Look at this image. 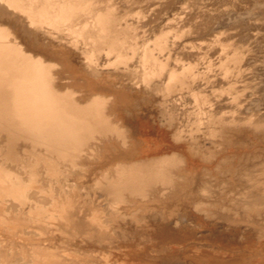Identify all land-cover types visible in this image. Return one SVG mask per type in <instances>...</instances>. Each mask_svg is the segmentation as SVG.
<instances>
[{
  "label": "rangeland",
  "instance_id": "rangeland-1",
  "mask_svg": "<svg viewBox=\"0 0 264 264\" xmlns=\"http://www.w3.org/2000/svg\"><path fill=\"white\" fill-rule=\"evenodd\" d=\"M106 6L112 7L113 11L122 17V26L129 27L132 33V41L137 45L135 51L127 50L129 60L125 64L118 63L116 56L105 50L101 52L102 54H92L89 44L83 42L82 38L67 32L57 33L60 35V38L56 39V42L55 39L53 40V38L49 36V38H42L44 45L41 47L44 48V50L42 48L39 49V47L34 48L31 41L25 35H22L8 19L0 18V29L7 33V41L18 46L25 54L40 60L46 67L48 66L53 78L52 84L60 93L68 94V96L71 95L79 104L84 102V106L87 100H100L104 105L103 112L107 115L108 126L113 127L114 132L108 136L109 139L113 138V141L109 140V143L110 145L113 144L114 147L116 146V149L111 145V149L108 150L109 144L107 143L108 145L104 146L105 148L102 146L96 151L92 149L94 151L91 150L93 152V157L91 156L92 152H90V150L84 152L85 155L90 152V156L86 155L88 156V161L86 160L87 157L84 156L86 162L83 160L85 163H82V165L87 164L81 167L80 164L82 161H79L80 167L78 165L75 169L72 168L79 176L70 171L74 175L70 174L71 178L68 180L65 179V182L67 180L66 183H69L68 186L79 184V187L78 185L77 187L81 189H77L76 186L75 188L70 186L68 190H70L69 188L79 190L77 191L78 194H80L79 192L81 191L83 192L82 194H84V192L85 194L91 193L87 197L90 196L89 198L94 202L89 200V204H91L92 201L93 205L100 206L102 209L105 206H109L107 204L110 203V201L108 198H105L107 197L106 195H103L105 194L103 190L101 192L97 190L99 186L102 187L99 183H101L100 181L103 177L101 178L100 176H104L103 174H110L112 172L110 170L108 174L104 172H107L108 168L113 169V167L118 164V160L124 159L126 150L131 154H134L136 151V153L139 154L142 153V151L147 152L146 149H149V147L151 150L155 147L154 150L157 152H159V150L162 152V150L166 149L167 152L166 150L165 152L167 155H173L175 152L176 154L185 155L188 148L191 147L196 148V151H200L201 149V152L206 153V156H212L210 157V162L206 161L208 163L201 161L200 158L187 156L186 162L190 166H188L186 162L183 164L187 168H195L194 173H192L193 178H201L199 180L204 179L202 180L203 182L197 181V183H191V181L189 184L194 187H192L193 190L196 191L194 194L198 193V195H201L200 198H196L198 204L199 200H201L199 208H203L204 206L206 210L208 209L212 212V215H206V212V214L202 212V215V213L198 212L199 210L193 209L191 205H186L184 202L181 203L182 201H180V204L178 202L176 204L174 200L168 201L164 199L163 201L156 200L155 204V200H150L152 204L150 201L149 203L147 202V204L151 208H154L151 209L148 206L145 208L146 211L144 209L141 211V209L132 207V209H130L129 206H131V204H129V202V206L125 208L126 205L123 202V205L121 203L122 207L118 205V207L120 206L119 209H121H118L120 218L117 217L118 219L114 222L116 225L113 223L112 227H110L111 230L109 231L113 232H109L110 235L108 233L105 235L101 234V237L105 239L107 235H109L106 242L104 241L105 239L103 240L101 237L97 238L99 234L97 226H91L93 232L98 233L94 235L91 229L88 231L89 226L81 229V233H73L72 230L68 229V231L66 229L58 231L60 229L57 228L56 225L54 228V225H49V227L52 226V229L48 228L49 233H42L39 237H33L34 235L27 236L25 242L22 243L25 237L21 236V238H19V236L17 239L9 237L0 225L1 252L6 253V251H8L9 254L12 253L16 256V254L18 255L19 253L28 254L31 252L32 248L37 249L39 247L43 251H46V253L57 257V259L64 264H78L81 258L85 259L84 261H80L81 264H105V262L106 264H263L264 208H261V206V211L258 208V211L256 210L255 212H249L248 208H245L246 210H243V208L247 207L245 206L248 203L246 201L250 200L249 197H246V193L248 192L250 194L251 191H255V188L261 185L264 187V131H262L264 128L261 129V131H256V125L263 124L264 126V0H105L103 7ZM57 34L54 35L57 36ZM162 37H164L165 40L168 39L170 49L166 50V53L160 54V51L156 50V44ZM47 38L48 40L46 41ZM55 38H58V36ZM64 38L67 40H64ZM61 39L64 40V43L58 42V40L62 41ZM50 41L52 42L50 44H54L53 46L49 44ZM55 43H57V45H63H61V47L57 46ZM55 45L57 47H55ZM75 49L78 52L81 50V52L78 54L77 51L75 52ZM144 49L152 51L158 62L166 67V72L174 68L173 63H176L175 68L176 70L179 69L177 71L179 73L186 70L193 72L194 80H192L194 82L191 81L190 84L193 82L191 86L189 84L188 88L190 89H186L185 87L181 89L180 87L172 92L167 91L166 86L162 88V83H159L164 80V78L160 80L161 78L159 77L161 75L155 76L150 81L151 83L154 81V84L155 81H158L157 88L155 86L156 84L154 85L153 83L155 87L153 85V87L150 86L151 83L143 79L142 73L144 66L138 64L140 63V61L138 62V60H140L139 54H141ZM236 55L238 61L233 62L231 59ZM78 56L82 58L83 62ZM100 56H107V59L104 57L99 58ZM227 60H230L229 66L231 71V73L229 71L228 74L225 71L222 73L224 68L221 66ZM84 61H86V65L83 64L85 63ZM87 62H89L91 66H87ZM179 65L180 67L177 68L176 66ZM123 68L125 69L124 73L126 72V74L123 75L124 77L121 76L123 74ZM102 71L106 72L103 73ZM116 72H119V74ZM115 76L118 77L116 78ZM163 82H165V80ZM108 83H112V85L106 88V84ZM158 84L161 86L159 85L160 87H158ZM155 88L159 90V93ZM187 90L189 91V95H187L188 93L186 94ZM154 93L156 95H154ZM119 94H125L124 99L127 98L124 102L127 101L128 103L124 104V102L118 100L117 95ZM195 96L208 98L210 102L213 101L214 103L211 102L207 104V102L204 106L205 112L210 113L213 111L215 114L211 112L208 116L206 115L207 113H199V106L195 104L196 102L193 103L196 100ZM166 100L167 103H165ZM162 103H165V105ZM195 107L197 109H195ZM198 113L201 116H198ZM205 115L208 116L207 119L209 117L210 119L211 117L214 118L215 116L217 121H225V125H229L227 130H225L226 132L228 131V133H226V135L224 133V137L226 136L228 140L230 139L228 142L221 137L223 134L220 136L221 131L217 134L220 137L211 135V126L217 129L220 125L217 127V123H214L215 126H213V124H208L211 121H208L210 119L207 120ZM170 122L173 124L172 126ZM168 124L171 128L167 127ZM209 125L210 127H208ZM229 127L233 129L230 130ZM208 129L211 130L209 131ZM175 133H178L176 134L179 137L178 140L173 139L175 138L174 136H176L174 135ZM161 139L164 141L161 142ZM157 141H160L161 143H159L162 145H158L159 143L156 144ZM23 142L24 141L18 142V145H21V148L18 146L19 150L28 145L27 142L25 145L22 144ZM186 143L188 145H186ZM191 143H194L193 146ZM130 145L134 148L133 150L131 149L132 151L127 149ZM134 146H136V148ZM137 146H139V151ZM156 146L159 148L163 146L162 150L161 148L157 150ZM142 147H146V149H142ZM101 148H103V150ZM140 148L142 149L141 151ZM42 149H45L44 151L46 152L44 153L46 154V148H39L40 152L43 153ZM26 150L24 149L23 151L22 149L20 151L26 154ZM154 150L152 153L148 151V154L156 152ZM130 153L128 154L130 155ZM162 153L159 154L162 155ZM25 154L23 153L22 155L24 156ZM166 154L164 153L163 155ZM187 154L188 152L186 155ZM84 157L82 159H84ZM224 157L232 159L243 168H248V170L251 171L249 172L251 173L250 177H254L251 181L254 179L258 181H248V184L246 181L249 178H246L247 180L245 179L243 183L244 180H239L236 174L233 175L227 172L218 173L217 176L215 167H217L221 161L226 160ZM202 163L203 165H201ZM245 164L249 166L247 167ZM206 172H208V174H206ZM209 172L213 173L209 174ZM231 175L234 176V179L235 177L237 178L234 180ZM69 176L66 178H69ZM74 176H78V180H76ZM72 178L76 180L75 183H78L74 184V179ZM230 179H233L232 182H230ZM236 180L238 182H236ZM258 182L261 184H258ZM96 183H98L99 186L96 185ZM246 183L248 185H246ZM253 186L254 189H251ZM249 194H247V196H249ZM83 196L84 195L79 197H82L85 202H88L89 198L86 197V200ZM243 197H246V199H243ZM217 198L220 199L218 200ZM12 200L13 199H11V202H13ZM79 200L80 199H78V201ZM81 200L79 201L80 207L81 204H84L81 203ZM165 200H167L168 204L164 203L166 202ZM157 201L159 203L163 202L164 204L162 205V203H160V207ZM243 202L246 203L242 204ZM169 204L171 206H169ZM157 205L160 210H163V207H165L164 211L161 210L163 213L157 210L159 209ZM104 209H106V207ZM147 209L151 210L147 211ZM84 210L78 213L79 216L84 215V213L86 216L88 212ZM245 211L247 213L249 212L251 216ZM159 215L161 217L164 216L163 219ZM87 216L85 218H88ZM207 216H209L210 219ZM166 219L169 220L167 221ZM249 219H251V221ZM171 220L173 221L171 222ZM118 227L122 228V230ZM260 228L263 229L260 230ZM162 231L163 233H161ZM76 234H79L77 238ZM260 236L262 238H260ZM45 237L46 240L44 239ZM26 240L29 243H26ZM100 241H102V243ZM92 242H94V244ZM78 256H81V258ZM76 257L80 260L78 261Z\"/></svg>",
  "mask_w": 264,
  "mask_h": 264
},
{
  "label": "bare ground",
  "instance_id": "bare-ground-1",
  "mask_svg": "<svg viewBox=\"0 0 264 264\" xmlns=\"http://www.w3.org/2000/svg\"><path fill=\"white\" fill-rule=\"evenodd\" d=\"M104 2H105V0H0V18L1 19L5 18L6 20L8 19L11 22V24L15 28H17L20 33H22V35H25L31 41L34 48H36V47H39V49L42 48L41 46L44 45V43H43L44 41L42 38L45 39L46 37L49 36V37H52L53 40L55 39V42H56L57 41L56 39L60 38V35H58L57 33L67 32L71 35L82 38L83 42L89 44L91 47V53L92 54H100L102 51L105 50L108 53L114 54L116 56V60L118 63L120 62L121 64L122 63L125 64L129 60V54H128L127 50L135 51L137 45L135 44V42L132 41L133 40V38H131L132 33L129 30V27L128 26H122V24H121V18L122 17L117 15L113 11L112 7H108V6L103 7ZM54 34H57L58 38H55L57 36ZM48 38L46 39V41L48 40ZM50 40H52V39H50ZM64 40H67V39L64 38ZM64 40H62V41L58 40V42L64 43L63 42ZM50 43H52V42L50 41L49 44ZM57 43H55V44L57 45ZM168 43H169L168 39L165 40V38L162 37L156 44V50H159L160 54L164 53V52L166 53V50L170 49L169 48L170 45ZM46 45H47V43H46ZM50 45L53 46L54 44H50ZM56 45H55V47L61 46L63 44H61V45L58 44L57 46ZM42 49L44 50V48H42ZM37 50H38V48H37ZM183 50H184V47H183ZM76 51L77 50L75 49V52ZM49 52H50V50H49ZM75 52H74V54H75ZM79 52H81V50ZM79 52H78V54H79ZM80 54H82V53H80ZM75 55L77 56V54H75ZM102 57H104V56H102ZM102 57L100 56L99 58H102ZM139 57H140L139 58L140 60H138V62L140 61V63H138V64H140L141 66H144V70L142 73L143 79L146 82H150L155 76L161 75L159 77V78H161L160 80H162L164 78L165 82H163L164 80H162V82L159 80L160 81L159 83L160 84L162 83V88L164 86H166L167 91L172 92V91H174L180 87H181V89H183L184 87L187 89L189 84L191 83V81L194 80L193 79L194 78L193 72H191L190 70H186V71L180 72V73L177 72L179 69L176 70V68H175L176 63H173V65H174L173 69L166 72V67L163 64L158 62L155 55L149 49H144L143 52H141V54H139ZM104 58L107 59V56ZM104 58H103V60H104ZM79 59L82 60L81 57H79ZM65 60H67V59H65ZM231 60L233 62H237L238 61L237 55ZM229 61L227 60L226 62H224L221 65L224 68V70H222L223 68L221 69L222 73H223V71H225L227 74L229 73V71H230V66H229L230 62ZM82 62H83V60H82ZM82 62H81V64H82ZM84 62L85 63H83V64L86 65V61H84ZM65 63H67V62H65ZM87 63H88L87 66L88 65L91 66V64L89 62H87ZM90 66H89V68H90ZM176 67L179 68L180 65L176 66ZM184 68H180V69H184ZM91 69H92V67H91ZM120 70H119V72H120ZM124 70L125 69L123 68V74L122 75L120 74L121 76L126 74V72L124 73ZM174 70H176V71H174ZM105 72H103V73H105ZM114 72H113V74H114ZM119 72L118 73L116 72V73L119 74ZM121 73H122V70H121ZM230 73H231V71H230ZM153 82L154 81H152V83ZM193 82H192V84H193ZM52 83H53V78L51 76V71H50L49 67L48 66L46 67L40 60L35 59L34 57L25 54L24 52L21 51V49L18 46L11 44L9 41H7V33L0 29V225L2 226V228L8 234L9 237L16 238V239L19 236H20L19 238H21V236L25 237L24 241H22V243H23V242H25V239L27 236L34 235L33 237H36V236L39 237V235L42 233L46 234L48 232V228L52 229L51 228L52 226L49 227V225H54L53 228L56 225L57 228L60 229V230L57 229L58 231H62L61 229H64V230L68 229V230H72L73 233L80 232L81 229H84L85 227H88V226L90 227V228L88 227V231H89V229H91V230L93 229V228H91V226H95V227L97 226L99 234L97 232H93V230H92L94 235H96L95 233H97L99 235V236L97 235V238L101 237L103 234L105 235L106 233H108L110 235V233L113 232V231H109V230H111L110 227H112V225L116 219L120 218L118 211L121 210V209H119V207L121 206V203L123 205V202L126 205L125 208L128 207L129 204H131V206H129L130 209L137 208V209H141V211H142V209L145 210V208L149 206L147 204V202L149 203L150 200H152V201L155 200L154 201L155 204H156V200L163 201L164 199H167L168 201L174 200V203L176 202V204H177V202L180 204V201H182L181 203L184 202V204H186V205H191L193 207V209H195L197 211L199 210L198 212H200V213L206 212L207 213V214L205 213L206 215H212V212L207 209L209 211L208 212L206 210V208H204V206H203V208H201V207L199 208V206H200L199 204H200L201 200H199V204H198L196 202V198H200L201 195L200 194L198 195V193L194 194V192H196V191H194L193 190L194 187L189 184V182H191V181H192L191 183H193V182L197 183V181L203 182L202 180H204V179L199 180L201 178H199V179L196 178L197 179L196 180L195 177L193 178V176H192V173H194L195 168H191V167L187 168V167H185V165H183L186 162L187 156L188 157L194 156V157L200 158V160L204 161L205 163H208L206 161H209L210 157H212V156L211 155L206 156V153H204V152L202 153L201 149H200V151L199 150L196 151L197 150L196 148H191V147H189L190 149L188 148V151H187L188 154L187 155H186L187 152L186 153L184 152L185 155L176 154V152L174 154L172 152L173 155H170V154L167 155L166 154L167 150L165 149L166 152H165V150H162L163 146H160V148H161L162 152H164L166 155H163L164 153H162L160 150H159V152L154 150L155 147L153 150L156 151L154 153H157V154H154V153L151 154L153 150H151V148L148 145L147 146L149 147V149H146V147H142V149L145 148L147 151V152L142 151V153H145V154H142V153L138 154V153H136L137 152L136 150H135L136 152H134V154H131L130 152H127L128 150H126V148H125L126 151L124 154V159L122 158V160H120V161L118 160L119 161V162L117 161L118 164H116V166H114V167L112 166L113 169L109 166L111 169L108 168L107 172L106 171L104 172V173L108 174L109 170H110V171H112L110 173L111 175L110 174H108V175L103 174L104 176H100L101 178L102 177L103 178L102 179L99 178V179H101V181L99 180L101 183H99V182L98 183L102 187H100L98 185V183H96V185L99 186V189L97 188L98 192H101L103 190V192L105 193L103 195L107 196V197H105V196L104 197L106 199L108 198L110 201V203L107 204L109 206H105L106 209H104L105 208L104 206H102L104 208L101 209L100 206H99L100 207L99 208L98 206H95V204L93 205L94 201L89 198L90 196L87 197L91 193L85 194V192H84V194H82L83 192L80 190L81 192H79V193L84 195L83 196V198L85 197L84 199L87 200V198H89L88 202H85L82 199V197L81 198L79 197V196H82V195L78 194L77 191H79V190L72 189V188H69L70 190H68V187H70L71 185L68 186L69 183L68 184L66 183L67 180L71 178V175H74V174H72V172L75 173V171H73V169H75L79 165V163H78L79 161L80 162L82 161L80 164L81 167H83L87 164L86 163L85 165L84 164L82 165V163H85L86 160L88 161V156H86V155L90 156V152H92L94 149H95V151L99 150L100 147L107 146L108 144H109L108 150L111 149L110 148L111 145L114 149H116V146L114 147L113 144L110 145V143H109V140L113 141V138L109 139V136H108L109 134H112L114 132V130H113V127L108 126L109 124H108V120H107V115H105V113L103 112L104 111V109H103L104 105L100 100H94V101L93 100H90V101L87 100L86 101L87 103H85V106H84L83 105L84 102L79 104L77 101H75L71 97V95L68 96V94L60 93L56 89V87L53 86ZM152 83L150 86H152L154 84V83L153 84ZM157 83H158V81H155L156 85L155 84L154 85L156 86V88H157ZM160 84H158V87L161 86ZM192 84H190V86ZM110 85H112V83L106 84V88H107V86L110 87ZM188 89H190V88H188ZM157 90L158 89H156V91ZM157 92L159 93V90ZM188 92L189 91L187 90L186 94ZM124 95H121V94L117 95L118 100H121L122 102H124V100L127 98L126 97L124 99ZM154 95H156V94L154 93ZM187 95H189V93ZM187 95H185V96H187ZM195 99L196 100L193 103L196 102L195 104L199 106V109H198L199 113H207L206 115H208L211 112H213V111H211L210 113L205 112V106H204L207 102H208L207 104H209L213 101L210 102L208 100V98L206 99L204 97H199V96H195ZM212 99H213V97H212ZM88 102H90V103H88ZM125 103H128V102L126 101V102H124V104ZM158 103H160V102H158ZM165 103H167V100ZM165 103H162V104L165 105ZM219 105H220V103H219ZM198 106H197V108H198ZM197 108L195 107V109H197ZM157 109H155V110H157ZM164 109H166V108H164ZM167 110H166V112H167ZM161 111H163V110H161ZM164 114H165V112H164ZM198 116H201V115L199 114ZM208 116H206V119ZM200 118H202V117H200ZM200 118H199V120H200ZM164 119H165V117H164ZM208 119H210V117ZM215 119H216L215 116H214V118L211 117V119L208 120L211 122L208 124H210V125L213 124V126H215L214 123L215 124L217 123L216 126L218 127V125H220L221 127L219 126V128L214 129L216 127L211 126V129H212V130L210 129L211 135H213V136L215 135L214 137H217V136H219L217 134H219V132L221 131L220 136L223 134V136H221V137H223V139L228 142L230 139L228 140L226 136L224 137V133H225V135H226V133H228V131L226 132L225 130H227L229 125L228 126L225 125V123H224L225 121L221 122V121H217V119L216 120ZM223 120H225V119H223ZM166 124H167V122H166ZM169 124L167 127H170ZM172 125L173 124L171 123V126ZM210 125L208 127H210ZM256 126H257L256 131H258V130L261 131V129L264 128L263 124L262 125L259 124ZM231 129H233V128H230V130ZM167 131H166V133H167ZM262 131H264V130H262ZM176 134H178V133H175L174 135H176ZM229 135H230V133H229ZM176 136H177V139H176ZM176 136H174L175 138H173V139L178 140L179 137H178V135H176ZM227 136H228V134H227ZM161 138L163 139L162 135H161ZM166 138H164V139H166ZM162 139L160 140L161 142L164 141ZM220 139H222V138H220ZM1 141H2L3 145L1 143ZM20 141L21 142L24 141L22 143L24 145L26 142L28 143V145L26 144L27 146L25 148H22L23 151H24V149L26 150V148H27L26 154H25V152L20 151L22 149L19 150V147L21 145L19 146L18 142H20ZM160 141H157V143L156 142L155 143L158 144ZM170 141H172V140H170ZM114 143H116V142H114ZM160 143L158 145H162ZM170 143H172V142H170ZM102 144H104V145H102ZM148 144H149V142H148ZM193 144H192V146H193ZM186 145H188V144L186 143ZM131 146L132 145H130V147ZM41 147L46 148L47 153L49 152L50 154L49 153L45 154L44 153V152H46V151H44L45 149L44 150L42 149L43 153L40 152L39 148L41 149ZM130 147H128L127 149H130V150L134 149V148H132L133 146L131 148ZM134 147L136 148V146H134ZM137 147H138V151H139V146H137ZM170 147H172V146H170ZM160 148L157 147V150ZM101 149L103 150V148H101ZM142 149L140 148V151ZM89 150H90V152H88L85 155L84 152H87ZM185 150H187V149H185ZM105 151H106V149H105ZM148 151H150L151 153L148 154ZM176 151H178V150H176ZM93 152L91 153V156H92ZM23 153L25 154L24 156L22 155ZM128 153H130V155ZM159 153H162V155ZM82 155H83V157L84 156L87 157L86 160H85V157H84V159H82L83 157L81 158ZM225 159L226 160L221 161L219 163V165L217 167H215V170L217 172V176H218V173H221V172L226 173L227 172V173H229V174L231 173L233 175L236 174V176L238 177L239 180H242V181L244 180L243 183L245 182L246 178L247 179L249 178L248 180L246 179L247 183H248V181H250V182L256 181L255 179H254L255 181L254 180L251 181V179L254 177H252V178L250 177L251 173H249V172H251V171H249L248 168H245V167L243 168L240 164H239L240 165L239 166L238 163H235L232 159H227V157ZM242 160H243V158H242ZM80 165H79V167H80ZM187 165H188V163H187ZM201 165H203V163ZM188 166H190V165H188ZM191 166H193V165H191ZM253 167H254V165H253ZM207 168H210V167H207ZM213 169H214V167H213ZM251 170H253V169H251ZM70 171H72V172H70ZM211 171H213V170H211ZM254 172H255V170H254ZM211 173H213V172H211ZM211 173L209 172V174H211ZM76 174H77V172L75 173V175ZM206 174H208V172H206ZM258 174H261V173H258ZM233 175H231V177ZM68 176H69V178H66ZM78 176H76V177L74 176V178H76V180H78L77 179ZM80 176H81V174H80ZM92 177H94V176H92ZM237 177H235V179ZM260 177H262V176H260ZM74 178H72V179H74ZM232 178L234 179V176ZM65 179H67L66 182H65ZM79 179H80V177H79ZM233 179H230L231 180L230 182H232ZM76 180L74 179V182L70 181V180L69 181L73 182L74 184H77L78 182L75 183ZM195 180H196V182H195ZM237 180H236V182L239 181V180L238 181ZM200 182H198V183H200ZM233 183H234V181H233ZM247 183H246V185L249 184V183L248 184ZM258 184H261V183L258 182ZM77 185L79 187V184H77ZM77 185H75V186L77 187ZM256 185H257V183H256ZM75 186L72 185L71 187L75 188ZM254 186L251 189H254ZM262 186L263 185L259 186L258 188L255 186L257 188V189L255 188V191L254 190L251 191V189H250L251 193L250 194L248 192L246 193V197H249L250 200L247 199L248 201H246V202H248V203L245 205L247 207H244L243 210H246L245 208H248L249 212H255L258 208L260 209L261 206H262L261 208H264L263 207L264 206V187H262ZM78 187H77V189H81ZM86 190H88V189H86ZM91 191H93V190H91ZM247 194H249V196H247ZM246 197L245 198L243 197V199H246ZM10 198L13 199L12 200L13 202H11ZM101 198H102V196H101ZM78 199H80V200L82 199L84 201L83 202L81 200V203H84V204H81V207L79 206L80 200L78 201ZM217 199L219 200L220 198H217ZM89 200H92L93 202L91 201V204H89ZM167 200H165L166 202H164V203L168 204ZM237 200H238V198H237ZM239 201H240V199H239ZM128 202H129V204H128ZM246 202H243L242 204H245ZM160 203H162V205L164 204L163 202H160ZM160 203L158 202V205ZM170 203L173 204L172 202H170ZM151 204H152V202H151ZM242 204H241V206L243 207ZM99 205H101V204H99ZM118 205H120V206L118 207ZM158 205H157V208H159ZM219 205H221V204H219ZM153 206H155V205H153ZM169 206H171V205L169 204ZM79 207L81 208V210L85 209L88 212V213L86 212L87 213L86 216L88 215L87 216L88 218H85L86 217L85 213H84L85 210L83 211L84 215L79 216L78 213L82 212ZM224 207H226V206H224ZM149 208H151V207L149 206ZM152 208H154V207H152ZM164 208L165 207H163V210L162 209L161 210L164 211ZM208 208H209V206H208ZM151 209H147V211L151 210ZM154 210H152V211H154ZM157 210H160V208ZM161 210H160V212H161ZM145 211H143V212H145ZM192 211H194V210H192ZM260 211H261V209H260ZM160 212H159V214H160ZM249 212L248 213L246 212V213L249 216H251V214H249ZM161 213H163V212H161ZM203 213H202V215H203ZM256 214H257V212H256ZM125 215H127V214H125ZM135 215H137V214H135ZM82 216H84V217H82ZM163 217L164 216H162L161 218L163 219ZM207 217L209 218V216H207ZM127 219H129V218H127ZM131 219H133V218H131ZM251 219H249V220L251 221ZM222 220H223V218H222ZM222 220H221V222H222ZM172 221L173 220H171V222ZM132 222H133V220H132ZM201 222H204V221H201ZM127 223H128V221H127ZM114 224L116 225V223H114ZM119 224H120V222H119ZM201 225H203V224H201ZM117 226H118V224H117ZM125 226H126V224H125ZM130 226H133V225H130ZM257 227H259V226H257ZM257 227H255V228H257ZM97 228H95V229H97ZM118 228H120V227H118ZM115 229H117V228H115ZM120 229L122 230V228H120ZM229 229H227V230H229ZM262 229L260 228V230H262ZM55 230H54V232H55ZM137 230H138V228H137ZM67 231H66V233H67ZM85 231H87V230H85ZM95 231H97V230H95ZM38 232H40V233H38ZM161 233H163V231ZM78 235L76 234V238L78 237ZM109 235H107V237H109ZM104 237H106V236H104ZM107 237H106V239H107ZM61 238H62V236H61ZM68 238H70V237H68ZM110 238H109V242H110ZM257 238H258V236H257ZM260 238H262V237L260 236ZM44 239L46 240V237ZM82 239H83V236H82ZM101 239L104 240L105 238L101 237ZM106 239L104 240L105 242H106ZM70 240H72V239L70 238ZM28 241H29V239H28ZM28 241L26 240V243ZM36 241H35V243H36ZM47 241H48V239H47ZM91 241H93V240H91ZM40 242H41V240H40ZM100 242L102 243V241H100ZM74 243H76V242H74ZM92 243L94 244V242H92ZM38 244H37V246H38ZM97 244H99V243H97ZM252 245H253V243H252ZM97 246H99V245H97ZM38 248L37 249L32 248L31 252L28 254L19 253L20 254V255L18 254L19 256L17 254H16V256L12 253L9 254L8 251H6V250H4V251H6V253L5 252L2 253L0 250V264H64V263L60 262V260L57 259V257L53 256L52 254H48V253H46V251H43L42 249H40V248L38 249ZM92 249H94V248H92ZM77 250H78V248H77ZM78 253H79V251H78ZM11 255H13V256H11ZM78 257L81 258V256H78ZM79 258H77L78 261L80 260ZM77 259H76V261H77ZM82 259L83 258H81L80 261L85 260V259H83V260ZM94 261H96V260H94ZM77 262H75V263H77ZM79 262H78V264H81V262L80 263ZM263 262L264 261H262V263ZM87 263H88V261H87ZM91 263H92V261H91ZM97 263H98V261H97ZM228 263H229V261H228ZM105 264H106V262H105Z\"/></svg>",
  "mask_w": 264,
  "mask_h": 264
}]
</instances>
